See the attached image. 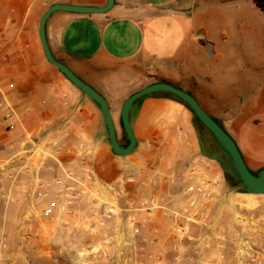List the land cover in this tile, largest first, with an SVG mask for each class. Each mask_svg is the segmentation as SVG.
<instances>
[{
  "label": "crops",
  "instance_id": "crops-1",
  "mask_svg": "<svg viewBox=\"0 0 264 264\" xmlns=\"http://www.w3.org/2000/svg\"><path fill=\"white\" fill-rule=\"evenodd\" d=\"M105 1L0 0V102H7L14 113L7 120L0 111V151L7 153L9 140H22L26 133L37 139L40 131L59 125L63 114L68 118L67 144L73 152L78 142L91 148L90 161L101 180L113 182L152 166L151 177L161 182L172 172L177 183L170 188L160 184L158 190L177 195L172 206L182 205L177 187H184L192 168L202 170L185 106L165 96L144 99L133 131L142 155L114 165L100 137L99 108L42 52L38 25L51 4L101 7ZM45 36L54 59L104 96L110 109V95L117 99L134 91L143 78L165 81L197 100L233 139L251 172L264 167V11L256 9L253 0H115L105 14H51ZM9 124L13 128L8 129ZM73 156L63 157L62 163L70 167ZM58 170L48 162L38 177L51 185ZM210 176L219 182L216 172ZM24 181H0V236L7 243L0 254L10 264H108L90 255L103 243L93 237L88 221L80 222L76 214L60 215L54 206L53 214L60 219L41 215L50 207V198H34L36 216L27 220L29 206L19 186ZM47 190L51 197L52 188ZM222 204L212 206L208 218L193 225L186 256L201 258L202 264L236 258L237 208ZM92 211L83 208L87 216ZM162 223L165 219L157 216L150 226L156 229ZM146 227L149 224L141 229L143 237L156 234H148ZM205 234L212 236L210 244L204 242ZM166 262L176 264L169 253Z\"/></svg>",
  "mask_w": 264,
  "mask_h": 264
},
{
  "label": "built area",
  "instance_id": "built-area-1",
  "mask_svg": "<svg viewBox=\"0 0 264 264\" xmlns=\"http://www.w3.org/2000/svg\"><path fill=\"white\" fill-rule=\"evenodd\" d=\"M0 111L7 120L14 114L7 102H0ZM58 121L59 125L43 134L40 131L37 139L31 133L24 134L22 140L11 138L9 151H0V181L14 183L21 177L25 178L19 186L22 200L29 206L27 220L36 216L34 206L37 203L34 198H50L51 202L47 204L50 207L42 212V216L54 220L58 217L57 213L66 216L76 214L80 222L90 223L89 230L93 237L105 243V247L100 244L96 251L90 252L94 261L102 259L108 264H167L166 256L169 253L176 264H202L201 258H191L185 253L191 241L193 225H199L210 214L211 203L217 196L218 182L215 178L198 168H192L187 175V183L180 190L181 206H172L177 195L160 193L158 190L160 184L170 188L177 183L172 172L160 182L151 177L154 172L152 166L141 167L135 174L105 182L91 164V148L78 142L73 152L67 144L65 139L70 133L66 115L60 114ZM11 128L13 124L8 125V129ZM73 153L70 167L65 166L62 158ZM48 162L59 167L51 185L42 183L38 177V171ZM49 187L53 190L51 197L47 190ZM53 206L56 207V214H53ZM85 207L93 210L90 216L83 212ZM157 216L164 218L166 223L159 224L155 229L150 225ZM108 220H113V225L108 226ZM61 223L62 227L68 226V223ZM146 223L149 224L146 227L148 234L156 231L147 238L141 234ZM238 236L237 232L234 263L238 258L252 260L256 253L253 245L247 241L243 244ZM203 239L210 244L212 236L205 234ZM0 249H7L2 236ZM184 257L185 261L182 262ZM0 264H10V260L0 254Z\"/></svg>",
  "mask_w": 264,
  "mask_h": 264
},
{
  "label": "water",
  "instance_id": "water-1",
  "mask_svg": "<svg viewBox=\"0 0 264 264\" xmlns=\"http://www.w3.org/2000/svg\"><path fill=\"white\" fill-rule=\"evenodd\" d=\"M114 1L106 0L101 7L54 3L41 15L38 25L39 42L46 61L56 68L82 95L87 96L102 113L107 142L112 154L118 157H125L132 154L137 147V139L133 133L130 116L131 108L136 102L149 96H172L180 100L190 112L193 128H195L196 124L199 126V130H195V133L200 154L206 159L217 163L223 175L232 179L242 194L264 196V167L256 173L251 172L233 139L202 109L197 100L190 93L165 81H155L146 85L123 101L119 111V118L127 144L125 146L120 145L111 109L105 97L77 77L63 63L54 59L45 36V25L51 14L55 12L84 15L105 14L113 7ZM208 140L213 147L209 146Z\"/></svg>",
  "mask_w": 264,
  "mask_h": 264
},
{
  "label": "rangeland",
  "instance_id": "rangeland-1",
  "mask_svg": "<svg viewBox=\"0 0 264 264\" xmlns=\"http://www.w3.org/2000/svg\"><path fill=\"white\" fill-rule=\"evenodd\" d=\"M151 83H153V80H146L143 78L138 84H135L134 91H126L123 95L121 93L122 90H117L120 94H122V96L117 99L110 95V97L112 98L111 113L116 128L117 138L118 141L124 145L127 144V140L120 123V107L123 101L128 97H126V95H131L135 91ZM146 98L140 99L131 108L130 116L133 131L135 129V121L138 113V108L141 102ZM87 100L89 99L87 98ZM195 130H199L198 124H196ZM100 137H102V144L104 145V148L106 147V150H108L107 155L109 156L111 163L114 165L115 163H126V160H128L129 158H135L136 160H139L142 155V153L136 149L132 154L125 157H118L113 155L107 142L104 117L103 122L100 125ZM208 144L209 146L213 147L209 140ZM196 155L200 160L199 167L202 169V171L207 173L208 175H213V172H216V175L219 177L218 179H220L218 182V185H220V191H218L215 200L211 203V206H223L222 203H224V205L226 206H236L237 214L235 218H237V220L239 221V225L237 227L239 240H242L243 244H245L246 241L249 242V244L253 245V250L256 251L254 255L255 257L252 260H242L241 258H238L236 260L237 263H234L235 259L232 258L229 260L220 259L219 262H225V264H264V196H251L242 194L236 183L232 179L223 175L217 163L206 159L200 154L199 151H197ZM181 188V186L177 187V191L180 192ZM218 203L221 204L219 205Z\"/></svg>",
  "mask_w": 264,
  "mask_h": 264
},
{
  "label": "trees",
  "instance_id": "trees-1",
  "mask_svg": "<svg viewBox=\"0 0 264 264\" xmlns=\"http://www.w3.org/2000/svg\"><path fill=\"white\" fill-rule=\"evenodd\" d=\"M253 5L255 6L256 9L260 10V11H264V0H253ZM172 100H175L176 102L180 103L181 105L185 106L180 100H178L175 97H168ZM120 143V142H119ZM121 146H125L124 144L120 143Z\"/></svg>",
  "mask_w": 264,
  "mask_h": 264
}]
</instances>
